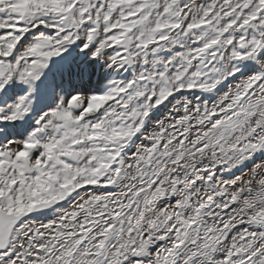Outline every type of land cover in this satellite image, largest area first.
Instances as JSON below:
<instances>
[{
	"label": "snow or ice",
	"instance_id": "obj_1",
	"mask_svg": "<svg viewBox=\"0 0 264 264\" xmlns=\"http://www.w3.org/2000/svg\"><path fill=\"white\" fill-rule=\"evenodd\" d=\"M0 264H264V0H0Z\"/></svg>",
	"mask_w": 264,
	"mask_h": 264
}]
</instances>
